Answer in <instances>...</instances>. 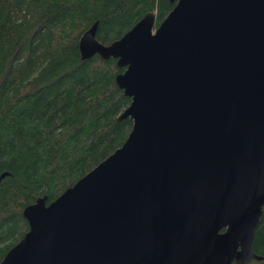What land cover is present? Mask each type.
<instances>
[{"label":"water","instance_id":"1","mask_svg":"<svg viewBox=\"0 0 264 264\" xmlns=\"http://www.w3.org/2000/svg\"><path fill=\"white\" fill-rule=\"evenodd\" d=\"M81 60L114 59L123 145L45 205L0 264H248L264 207V0H169ZM8 176L0 175V180Z\"/></svg>","mask_w":264,"mask_h":264},{"label":"trees","instance_id":"2","mask_svg":"<svg viewBox=\"0 0 264 264\" xmlns=\"http://www.w3.org/2000/svg\"><path fill=\"white\" fill-rule=\"evenodd\" d=\"M169 0H0V261L27 231L22 210L45 205L125 142L130 105L115 77L116 60H81L77 43L97 22L104 46L146 14L155 27ZM264 258V207L255 233ZM248 264H264L252 260Z\"/></svg>","mask_w":264,"mask_h":264}]
</instances>
